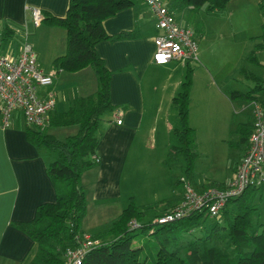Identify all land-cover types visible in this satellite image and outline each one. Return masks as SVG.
<instances>
[{"label": "trees", "instance_id": "obj_1", "mask_svg": "<svg viewBox=\"0 0 264 264\" xmlns=\"http://www.w3.org/2000/svg\"><path fill=\"white\" fill-rule=\"evenodd\" d=\"M136 1L68 0L63 16L42 13V21L63 27L66 34L65 51L52 59L51 67L57 73L61 70L77 71L90 65L95 70L97 86L95 91L71 99L65 109L54 108L49 114L47 127L24 126L27 140L52 156L46 164V172L56 192L54 201L37 205L30 220L12 222L35 245L26 264H64L66 248L76 246L82 240L84 230L81 224L87 211V199L81 176L84 170L98 165L95 149L101 137L99 121L105 111L115 108L110 97L111 71L98 53L96 44L103 39L138 35L136 29L109 34L103 27L106 17L134 5ZM228 1L175 0V4L191 10L204 7L206 11H213L225 9ZM259 7L262 12L260 40L247 56L252 62H256V50L264 49V0L259 1ZM14 33L12 26L2 28L1 42L8 41ZM192 71L189 65L180 89L171 100L177 108L181 126L174 128L178 145L170 147L164 160L168 163L183 156L187 174L192 169L195 155L191 148L195 128L188 122ZM241 72L252 78L254 84L245 91L232 90L231 98L250 103L262 101L264 76L244 67ZM65 125H77V130L64 138L47 131L49 126ZM236 130L239 133L237 143L248 145L252 117L238 122ZM261 185L247 186L240 194L230 197L217 214L194 210L162 223L142 220L144 211L130 200L107 228L91 234L103 241L91 247L80 264H264V223L260 224L259 230H250L252 219L258 213V206L251 197ZM182 191L183 185L179 192ZM207 218L210 220L206 221ZM132 219L139 222V226L130 227ZM138 230L148 231L156 240L155 250L147 254L148 259L141 257L142 249L146 247L144 243L132 244Z\"/></svg>", "mask_w": 264, "mask_h": 264}, {"label": "crops", "instance_id": "obj_2", "mask_svg": "<svg viewBox=\"0 0 264 264\" xmlns=\"http://www.w3.org/2000/svg\"><path fill=\"white\" fill-rule=\"evenodd\" d=\"M164 1L175 14L172 7L175 0ZM231 1L229 0L228 3ZM256 1L259 2L260 0ZM67 3L68 0H0V31L8 25L15 29L14 34L22 36L24 30H28L29 23H33L31 13L33 8H38L41 13L63 16ZM177 21L179 22L178 19ZM41 22L43 21L41 20ZM261 22L262 19L260 24ZM46 25H48V38L51 41V49H48L49 54L39 57L40 52L35 49L36 41L34 44L30 42L36 52L37 61L45 71L52 68V59L65 51L66 41L63 27L51 23H46ZM103 27L109 34L121 30L136 29L138 35L103 39L96 44L98 53L111 71L110 97L115 108L107 111L104 115L102 114L99 121L101 137L95 149L99 163L96 167L84 170L81 176L87 199V211L82 219L81 227L88 234H95L91 231L92 228H95L91 226L92 223L96 222V227L101 226L102 222H104L102 225L109 226L124 207L120 200L122 194L121 178L130 148L137 146V141L143 136L141 129L146 127V130L152 129L155 133L157 125L166 126L167 129L171 127L168 119L160 116L159 106L155 110L154 102H146L147 99H153L152 92L156 89L155 82L157 79L155 73L165 74L161 96L172 100L173 95L181 87L186 68L189 65L192 67L191 62L181 65L175 61L166 64H156L152 61L153 40L158 33V28L155 26L154 16L143 0H137L134 5L106 17L103 20ZM260 32L252 33L247 37L241 50V59L236 63L237 65H233L234 72L241 71L242 67L246 68L243 61L247 59L249 52L259 42L258 35ZM22 39L20 38V40ZM263 52L264 49H257L255 53V63L261 66V73L256 74L246 68L259 76H264ZM47 62H50L48 66ZM88 66L73 71L76 74H72L78 77L79 74L84 76L87 73L89 75L88 81L72 80L71 82L74 84L71 86L64 82V78L59 80L60 71L56 73L52 84L56 97L55 109L62 110L67 107L71 92L75 94L71 95L73 99L78 95L95 91L97 86L96 73L93 70L95 74H91ZM213 82L220 92L223 91L229 80L221 78L220 81ZM64 100H67L68 103L59 107L58 105ZM239 100L242 102L241 109L246 108L248 111L247 119L251 118V103L242 99ZM118 110H120L122 118L121 123L116 122ZM25 125L22 115L18 112L13 114L12 124L9 127H2L0 120V264H26L29 261L35 248L34 242L25 232L15 227L12 222L30 220L38 204L54 201L56 198L55 188L46 172V164L52 156L27 140ZM72 126V128L58 132L62 131L66 136L77 130V125ZM51 133L58 138L65 137H60L55 132ZM241 145L243 148L240 149L233 162L232 173L224 181L218 182L217 186H225L234 176L236 165L247 149L246 144ZM196 187H205V185L201 184ZM181 195L182 193L177 192L169 200L170 203L167 201L163 204L162 210L158 213L171 207L180 199ZM97 214L100 216L98 217Z\"/></svg>", "mask_w": 264, "mask_h": 264}, {"label": "rangeland", "instance_id": "obj_3", "mask_svg": "<svg viewBox=\"0 0 264 264\" xmlns=\"http://www.w3.org/2000/svg\"><path fill=\"white\" fill-rule=\"evenodd\" d=\"M172 7L179 22L191 27L197 38V59L191 62L193 71L188 113V122L195 128L191 146L195 155L188 174L185 172L186 160L183 156H178L176 160L168 163L164 161L170 147L178 145L174 128L180 127L181 123L177 108L171 99L161 96L165 74L155 73L157 79L156 89L152 92L153 99H147L146 102H154L155 110L159 106L160 116L167 118L171 127L167 129L166 126L157 125L155 133L152 129L146 130V127L141 129L144 138L142 136L137 141V146L130 148L121 178V205L125 206L132 200L144 211V221H154L163 204L182 188L183 180H188L193 187L201 184L211 186L224 181L232 173L233 162L243 148V145L237 143L239 133L236 126L238 122L247 120L248 111L246 108L241 109L242 102L238 98H231L230 92L231 89L247 90L254 84V80L246 77L241 71L234 72L233 65H237L241 59V50L247 37L261 31L262 13L256 0H232L226 4L225 9L213 11H206L204 7L191 10L173 3ZM47 28L48 25L44 21L38 27L30 22L28 30H24L26 33L22 36L14 34L3 43L0 40V49H4L7 43L9 48L16 49L20 38L26 35V39L32 44L36 41L35 49L40 52L39 57L46 56L50 52L48 49H51ZM49 64L50 62H47V66ZM243 65L256 74L262 72L261 66L250 60H244ZM88 70L95 74L92 66L89 65ZM59 73V80L64 78L68 86L74 84L72 80L87 82L89 79L87 73L84 76L79 74L78 77L72 75L76 74L73 71ZM221 78L229 80V83L219 92L213 81H220ZM71 93L69 101L72 99L71 95H75L74 92ZM66 103L67 100H64L58 106L63 107ZM162 123L163 119L160 121L161 125ZM72 127L49 126L47 131L64 137L65 134L58 131ZM180 178L183 180L178 181ZM251 199L258 206V213L252 219V231L259 230L260 224L264 223V182ZM93 218L95 219V216ZM209 220L210 218H207L206 221ZM103 223L97 227L96 222L92 223L91 226L95 228L91 231L97 233L107 228L108 225L104 226ZM142 243L146 247L142 249L141 257L147 258V254L152 253L157 245L154 235L138 230L132 244L137 246Z\"/></svg>", "mask_w": 264, "mask_h": 264}, {"label": "built area", "instance_id": "obj_4", "mask_svg": "<svg viewBox=\"0 0 264 264\" xmlns=\"http://www.w3.org/2000/svg\"><path fill=\"white\" fill-rule=\"evenodd\" d=\"M154 16L158 33L154 36L152 61L166 64L175 61L186 65L197 59V38L194 30L180 24L164 0H143ZM32 21L38 25L42 13L32 9ZM26 32H24L25 34ZM56 71H45L37 61L30 41L23 37L18 47L6 44L0 49V120L2 127L12 124L14 113H20L25 123L38 128L49 124V114L55 108L56 97L52 88ZM252 130L248 136L245 153L236 165L234 176L225 186L193 187L183 180L180 199L169 209L155 216L158 223L179 218L194 210H205L209 215L217 214L230 197L240 194L247 186L264 182V99L251 102ZM120 110L116 122L121 123ZM130 227L139 226L132 219ZM103 240L84 232L76 246H69L64 253V264H80L84 254Z\"/></svg>", "mask_w": 264, "mask_h": 264}]
</instances>
